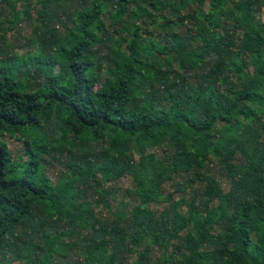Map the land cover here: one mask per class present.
I'll use <instances>...</instances> for the list:
<instances>
[{
    "label": "trees",
    "instance_id": "16d2710c",
    "mask_svg": "<svg viewBox=\"0 0 264 264\" xmlns=\"http://www.w3.org/2000/svg\"><path fill=\"white\" fill-rule=\"evenodd\" d=\"M263 9L0 0V264H264Z\"/></svg>",
    "mask_w": 264,
    "mask_h": 264
},
{
    "label": "rangeland",
    "instance_id": "374dc122",
    "mask_svg": "<svg viewBox=\"0 0 264 264\" xmlns=\"http://www.w3.org/2000/svg\"><path fill=\"white\" fill-rule=\"evenodd\" d=\"M258 18L264 23V9L258 14ZM6 141L8 143V147L9 149L14 152L18 146L20 145V141L19 140H15L14 138H6ZM61 166L56 165L55 167H51L48 171L49 175L52 177V179L54 180L55 177L57 176V174L59 173V171ZM214 175L216 176L217 180L221 183L222 187L224 190H227L228 188V179L225 177V175L223 173H221V171L219 170L218 167H215L214 170ZM132 185V181L129 177H124L122 178L116 185V194L118 195V197H120V195L124 192L125 188L130 187ZM173 188L174 186L168 185L167 187H165V192L166 193H173ZM113 189V188H112ZM173 197H177V195L175 193H173ZM126 207L129 208L131 206L135 205V201L132 199H127L126 201Z\"/></svg>",
    "mask_w": 264,
    "mask_h": 264
}]
</instances>
